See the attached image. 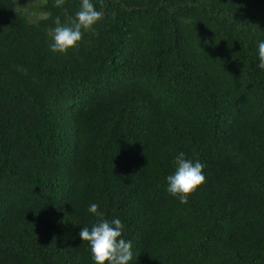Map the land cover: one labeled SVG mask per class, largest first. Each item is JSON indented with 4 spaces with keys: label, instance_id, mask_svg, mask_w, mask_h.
Here are the masks:
<instances>
[{
    "label": "trees",
    "instance_id": "16d2710c",
    "mask_svg": "<svg viewBox=\"0 0 264 264\" xmlns=\"http://www.w3.org/2000/svg\"><path fill=\"white\" fill-rule=\"evenodd\" d=\"M0 0V264H95L92 203L129 264H264V0ZM206 182L167 191L179 153ZM108 264V262H105Z\"/></svg>",
    "mask_w": 264,
    "mask_h": 264
},
{
    "label": "clouds",
    "instance_id": "9594fccd",
    "mask_svg": "<svg viewBox=\"0 0 264 264\" xmlns=\"http://www.w3.org/2000/svg\"><path fill=\"white\" fill-rule=\"evenodd\" d=\"M65 0H55V6L61 7ZM104 17L103 11H98L91 0H82L80 10L75 17H67V23H61L60 17L54 21L55 27L50 30L52 44L50 50L53 53L67 54L70 49L78 46L82 40L83 31L91 29ZM259 67L264 69V41L258 45ZM176 171L167 176V191L178 197L181 203H187L188 197L206 182L203 174L204 165L199 161L193 162L185 159L183 152L175 158ZM99 205L92 203L88 211L99 217V220L91 229L82 227L79 236L83 242L90 245L92 259L95 264H129L132 260V242L122 238L124 225L120 219L111 221L104 218V214L98 211Z\"/></svg>",
    "mask_w": 264,
    "mask_h": 264
}]
</instances>
